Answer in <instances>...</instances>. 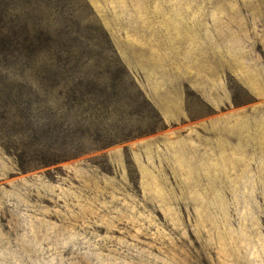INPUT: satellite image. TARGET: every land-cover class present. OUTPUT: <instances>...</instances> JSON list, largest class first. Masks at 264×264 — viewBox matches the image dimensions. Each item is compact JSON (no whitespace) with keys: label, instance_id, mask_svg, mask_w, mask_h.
I'll list each match as a JSON object with an SVG mask.
<instances>
[{"label":"rangeland","instance_id":"obj_1","mask_svg":"<svg viewBox=\"0 0 264 264\" xmlns=\"http://www.w3.org/2000/svg\"><path fill=\"white\" fill-rule=\"evenodd\" d=\"M0 264H264V0H0Z\"/></svg>","mask_w":264,"mask_h":264}]
</instances>
